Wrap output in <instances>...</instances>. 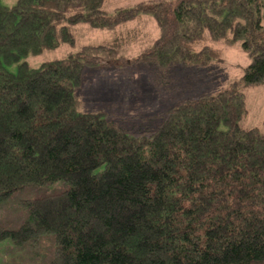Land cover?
Wrapping results in <instances>:
<instances>
[{"label":"trees","instance_id":"1","mask_svg":"<svg viewBox=\"0 0 264 264\" xmlns=\"http://www.w3.org/2000/svg\"><path fill=\"white\" fill-rule=\"evenodd\" d=\"M7 1L0 196L27 186L34 197L20 226L0 225V239L50 234L39 264H264V134L242 124L245 88L264 82V0H145L113 13L104 0ZM144 15L158 36L135 61L201 67L220 56L211 42L236 40L250 61L239 79L183 99L134 135L105 112L82 111L75 91L84 66L119 60L122 38L35 67L24 59L74 44L76 23L114 29Z\"/></svg>","mask_w":264,"mask_h":264},{"label":"rangeland","instance_id":"2","mask_svg":"<svg viewBox=\"0 0 264 264\" xmlns=\"http://www.w3.org/2000/svg\"><path fill=\"white\" fill-rule=\"evenodd\" d=\"M7 3V0H1ZM145 0H104V8L110 13L120 6H132ZM137 20V21H136ZM136 20L121 23L114 29L97 28L86 23L73 25L75 36L74 44L61 43L53 49L43 50L38 54L28 55L24 59L30 66H38L41 62L60 58L69 51L77 50L81 45L107 42L113 38H122V47L116 54L119 60L101 63L94 66H84L81 75V84L75 91L81 99L80 109L85 112H105L110 119L116 120L131 134L138 135L145 129H152L160 125L162 117L176 107L187 97H196L202 93L214 94L228 84L240 78L243 69L248 65L250 58L242 50L240 41L224 43L211 42L218 47L220 56L212 59L205 66H170L163 67L147 64L135 58L146 48L150 47L158 35V28L150 15H144ZM148 20V21H147ZM149 23V24H148ZM127 65L120 69H95L103 65ZM14 64L9 68L13 70ZM94 70V71H93ZM120 81L133 89V98L121 97V92L112 83ZM126 83V84H125ZM103 86V101L101 92ZM245 114L242 124L245 127H257L264 134V82L250 85L245 88ZM114 94V96H112ZM10 119L12 120L11 116ZM3 173L4 166L0 165ZM46 189L63 187L57 181L43 183ZM34 197L32 190L27 186L0 196V225L13 228L18 227L26 220L27 212L23 208V200ZM56 208L51 209L49 216L57 219ZM69 214V212L67 213ZM59 219V217H58ZM50 234H44L34 242L17 244L13 240L0 239V262L3 260H17L19 264H39L40 258L54 248L49 241Z\"/></svg>","mask_w":264,"mask_h":264},{"label":"crops","instance_id":"3","mask_svg":"<svg viewBox=\"0 0 264 264\" xmlns=\"http://www.w3.org/2000/svg\"><path fill=\"white\" fill-rule=\"evenodd\" d=\"M148 21V20H147ZM121 23H119L118 25H116V27H119V25H120ZM149 24V23H148ZM158 36V35H157ZM119 38H121V37H119ZM126 64L125 65H120V66H116V65H103V66H95L96 68L95 69H104V68H106V69H109V70H111V69H115V70H117V69H120V71H123L122 69L123 68H126ZM94 71V70H93ZM81 84V83H80ZM79 84V85H80ZM113 84V88H109L110 90H112L113 92H117V90L116 89H114V85L122 92L123 91V93H122V95H121V97L124 99V97H126V98H129V99H131V98H133V95H132V93H133V89H131L130 87H125L126 85H120V81L119 80H117V83H112ZM126 84V83H125ZM78 88V87H77ZM76 88V89H77ZM101 88L102 89H100L99 91L101 92V95H100V97H101V100L103 101V86H101ZM118 93V92H117ZM112 96H114V94H112ZM124 101H125V99H124ZM98 111H101V110H98Z\"/></svg>","mask_w":264,"mask_h":264}]
</instances>
